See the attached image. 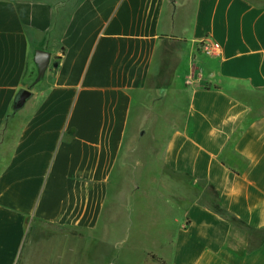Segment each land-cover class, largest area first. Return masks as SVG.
Instances as JSON below:
<instances>
[{
	"label": "crops",
	"instance_id": "0c3cea01",
	"mask_svg": "<svg viewBox=\"0 0 264 264\" xmlns=\"http://www.w3.org/2000/svg\"><path fill=\"white\" fill-rule=\"evenodd\" d=\"M145 175L169 264H264V0H0V264H76Z\"/></svg>",
	"mask_w": 264,
	"mask_h": 264
},
{
	"label": "rangeland",
	"instance_id": "374dc122",
	"mask_svg": "<svg viewBox=\"0 0 264 264\" xmlns=\"http://www.w3.org/2000/svg\"><path fill=\"white\" fill-rule=\"evenodd\" d=\"M161 126L163 129L166 124L163 122ZM147 144L148 140L141 143L145 147ZM146 176L141 177L142 189L138 194L120 197L114 210L121 213L120 217L102 222L95 232L76 244V249L81 247V251L77 250L76 264H158L152 256L169 264L171 243L177 222L182 218L171 201L180 190L159 185ZM61 257L58 264H70L62 262Z\"/></svg>",
	"mask_w": 264,
	"mask_h": 264
},
{
	"label": "water",
	"instance_id": "95a60500",
	"mask_svg": "<svg viewBox=\"0 0 264 264\" xmlns=\"http://www.w3.org/2000/svg\"><path fill=\"white\" fill-rule=\"evenodd\" d=\"M50 54L44 51H37L36 53V63L38 66V77H37V82L40 81L43 76L45 75L47 69L49 68L50 65ZM57 65L55 64L54 67H56ZM32 93L28 90H24L22 91L19 96L18 99L16 101L15 104V110L18 111L20 109H22L24 107V105L26 104V102L31 98Z\"/></svg>",
	"mask_w": 264,
	"mask_h": 264
},
{
	"label": "built area",
	"instance_id": "2783aa9c",
	"mask_svg": "<svg viewBox=\"0 0 264 264\" xmlns=\"http://www.w3.org/2000/svg\"><path fill=\"white\" fill-rule=\"evenodd\" d=\"M202 49L203 51L210 55V56H221L222 55V48L218 42H216L212 38H207L203 43H202ZM198 79H201V74H198L197 77ZM194 77L190 75L187 78V82L191 84L194 81Z\"/></svg>",
	"mask_w": 264,
	"mask_h": 264
},
{
	"label": "trees",
	"instance_id": "16d2710c",
	"mask_svg": "<svg viewBox=\"0 0 264 264\" xmlns=\"http://www.w3.org/2000/svg\"><path fill=\"white\" fill-rule=\"evenodd\" d=\"M252 2L256 3V0H251ZM152 260L154 262H157L158 264H166L165 262L161 261L160 259H158L157 257L155 256H152Z\"/></svg>",
	"mask_w": 264,
	"mask_h": 264
}]
</instances>
